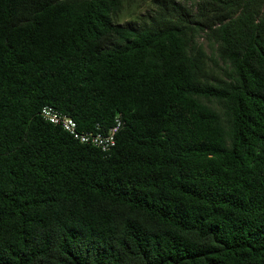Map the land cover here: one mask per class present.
<instances>
[{
    "label": "trees",
    "instance_id": "obj_1",
    "mask_svg": "<svg viewBox=\"0 0 264 264\" xmlns=\"http://www.w3.org/2000/svg\"><path fill=\"white\" fill-rule=\"evenodd\" d=\"M0 264H264V0H0Z\"/></svg>",
    "mask_w": 264,
    "mask_h": 264
},
{
    "label": "built area",
    "instance_id": "obj_2",
    "mask_svg": "<svg viewBox=\"0 0 264 264\" xmlns=\"http://www.w3.org/2000/svg\"><path fill=\"white\" fill-rule=\"evenodd\" d=\"M40 114L44 120L61 126L81 143L95 146L104 152L109 151L115 145V134L120 124L119 121H116V124L106 131H101L98 125L95 130L82 131L78 129L77 123L70 116L61 113L53 106H43Z\"/></svg>",
    "mask_w": 264,
    "mask_h": 264
},
{
    "label": "rangeland",
    "instance_id": "obj_3",
    "mask_svg": "<svg viewBox=\"0 0 264 264\" xmlns=\"http://www.w3.org/2000/svg\"><path fill=\"white\" fill-rule=\"evenodd\" d=\"M153 8L154 5L151 1H136L125 3L121 12L118 13L116 20L119 23H125L129 21L141 22L143 21L145 14L153 10ZM199 41L203 42L204 48L206 49V51H208V47L206 46L204 40L201 38Z\"/></svg>",
    "mask_w": 264,
    "mask_h": 264
}]
</instances>
